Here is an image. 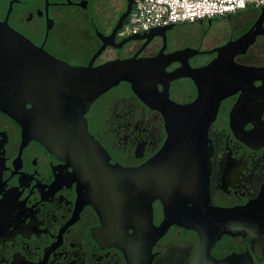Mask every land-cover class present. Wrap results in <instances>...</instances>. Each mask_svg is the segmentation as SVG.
Masks as SVG:
<instances>
[{"label":"flooded vegetation","instance_id":"obj_1","mask_svg":"<svg viewBox=\"0 0 264 264\" xmlns=\"http://www.w3.org/2000/svg\"><path fill=\"white\" fill-rule=\"evenodd\" d=\"M123 3L0 0V21L76 65L89 64L101 48L94 65L134 55L156 59L164 70L157 88H148L153 95L144 98L122 81L96 98L85 113L90 132L110 161L137 167L155 156L168 138L166 113H172V106L166 101L167 89L170 99L180 104L198 95L191 78L169 82L168 73L187 62L193 68L210 63L219 54L216 48L256 24L261 7H248L249 19L238 33H194L185 42L178 33L181 24H175L166 36L125 41L129 35L122 34L124 23L112 41L127 0ZM260 32L246 53L235 57L238 64L264 68V28ZM187 47L204 53L187 59L180 53ZM219 67L217 80L223 78L225 66ZM239 81L240 86L221 99L208 132L210 202L220 214L206 264H264V70ZM23 142L21 126L0 111V264H129L125 247L114 244V232L103 226L99 191L82 178L77 166L51 154L36 139ZM152 207L154 224L160 225L164 205L156 199ZM201 242L197 231L172 224L153 245L151 264H193Z\"/></svg>","mask_w":264,"mask_h":264},{"label":"water","instance_id":"obj_2","mask_svg":"<svg viewBox=\"0 0 264 264\" xmlns=\"http://www.w3.org/2000/svg\"><path fill=\"white\" fill-rule=\"evenodd\" d=\"M134 4L135 0H127L112 41ZM263 21L264 6L256 24L236 40L216 48L219 54L210 63L193 68L187 62L186 67L168 73L169 82L191 78L198 95L194 101L180 104L170 99L165 86L166 101L172 106V113H166L169 135L161 150L140 166L113 164L108 151L90 132L85 113L96 98L122 81L145 98L164 70L156 59L134 55L94 65L101 48L89 64L76 65L58 59L0 21V111L21 126L23 143L36 139L51 154L77 166L82 178L99 191L101 201L97 204L103 226L114 232V244L125 247L129 264H151L153 245L172 224L200 234L202 242L193 264H206L218 236L215 219L220 214L210 202L209 127L221 99L232 87L240 86V77L264 70L235 61L256 41ZM174 25L131 34L125 41L166 36ZM180 53L188 59L204 51L187 47ZM219 65L225 67L223 78L217 80ZM156 199L165 211L160 225L153 221L152 203Z\"/></svg>","mask_w":264,"mask_h":264},{"label":"built area","instance_id":"obj_3","mask_svg":"<svg viewBox=\"0 0 264 264\" xmlns=\"http://www.w3.org/2000/svg\"><path fill=\"white\" fill-rule=\"evenodd\" d=\"M249 6L262 7L264 0H135L123 35L153 27L222 17Z\"/></svg>","mask_w":264,"mask_h":264},{"label":"rangeland","instance_id":"obj_4","mask_svg":"<svg viewBox=\"0 0 264 264\" xmlns=\"http://www.w3.org/2000/svg\"><path fill=\"white\" fill-rule=\"evenodd\" d=\"M124 4L123 0H114V4L118 6V4ZM243 10V11H242ZM239 10L238 13L235 15L224 16V17H216L211 20H205L203 23L198 21L194 24L186 23L181 24L180 30L178 29V33L185 38V42H189L190 39L188 37H192V35L195 33L196 36L202 35L205 36L206 32L207 35L210 34V32H219L221 30H229L231 33H238L240 31V27L242 26V23L247 21L249 18V8ZM242 12V13H240Z\"/></svg>","mask_w":264,"mask_h":264},{"label":"crops","instance_id":"obj_5","mask_svg":"<svg viewBox=\"0 0 264 264\" xmlns=\"http://www.w3.org/2000/svg\"><path fill=\"white\" fill-rule=\"evenodd\" d=\"M242 10V9H241ZM243 11V10H242ZM239 11H237V12H235V13H232V14H227V15H225V16H229V17H231L232 15H235L236 13H238ZM240 13H242V12H240ZM222 17H224V16H222ZM205 20H209V19H205ZM205 20H196V21H185V22H181V23H178V24H186V23H191V24H194V23H196V22H198V21H200V22H204ZM211 20V19H210Z\"/></svg>","mask_w":264,"mask_h":264},{"label":"trees","instance_id":"obj_6","mask_svg":"<svg viewBox=\"0 0 264 264\" xmlns=\"http://www.w3.org/2000/svg\"><path fill=\"white\" fill-rule=\"evenodd\" d=\"M125 8V7H124ZM129 20V19H128ZM128 20L126 21V23L128 22Z\"/></svg>","mask_w":264,"mask_h":264}]
</instances>
